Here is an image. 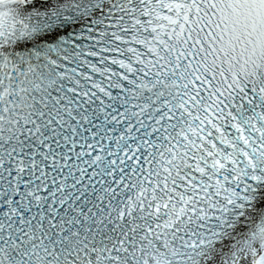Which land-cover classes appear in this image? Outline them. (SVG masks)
Here are the masks:
<instances>
[{"label":"snow or ice","instance_id":"snow-or-ice-1","mask_svg":"<svg viewBox=\"0 0 264 264\" xmlns=\"http://www.w3.org/2000/svg\"><path fill=\"white\" fill-rule=\"evenodd\" d=\"M0 264H264V0H0Z\"/></svg>","mask_w":264,"mask_h":264}]
</instances>
